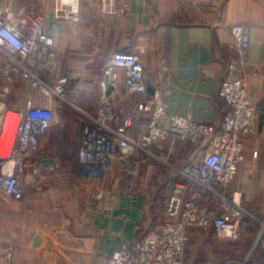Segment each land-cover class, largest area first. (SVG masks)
Returning a JSON list of instances; mask_svg holds the SVG:
<instances>
[{
    "label": "crops",
    "instance_id": "obj_1",
    "mask_svg": "<svg viewBox=\"0 0 264 264\" xmlns=\"http://www.w3.org/2000/svg\"><path fill=\"white\" fill-rule=\"evenodd\" d=\"M120 1L130 12L115 18L102 14L100 0H80L78 22L57 18L60 0H0V7L24 26L42 17L48 26L59 28L54 80L67 78L69 91L82 86L79 101L83 107L89 106L90 112L98 108L99 69L112 53L137 52L149 75L160 79L159 73L167 67L168 85L163 98L170 115L214 125H219L225 115L219 91L230 76L228 63L236 56L231 47V27L246 25L250 47L243 76L254 115L232 190L241 195L249 220L264 221V0ZM10 91L14 102L31 97L22 81L11 85ZM93 95L95 98L90 99ZM141 99L127 95L120 73L118 88L113 91L114 106L131 109ZM147 123L148 118L136 112L133 132L139 134ZM56 126L40 139L39 148L32 143L21 148L28 184L25 198L16 201L0 194V264H105L122 240L142 238L166 217L174 171L156 159L141 163L131 179L125 173L123 177L118 163L113 162L111 174L104 180L87 173L65 175V171L63 178L45 172L41 179L32 180L33 169L45 160V164L60 167L58 159L46 151L48 137ZM43 139L47 144H41ZM189 145L157 142L151 148L168 155L172 162L184 164L197 155ZM77 153L78 149L73 165L65 170L80 167ZM73 176L76 178L68 179ZM256 228L240 237L246 245H220L239 251L235 262L233 256L227 262L229 254L218 251L209 264H264L263 249L255 250L250 257L254 245H248L249 236L257 233ZM189 234L202 239L197 230L190 229Z\"/></svg>",
    "mask_w": 264,
    "mask_h": 264
},
{
    "label": "built area",
    "instance_id": "obj_2",
    "mask_svg": "<svg viewBox=\"0 0 264 264\" xmlns=\"http://www.w3.org/2000/svg\"><path fill=\"white\" fill-rule=\"evenodd\" d=\"M100 7L106 16L120 17L130 12L120 0H100ZM57 18L78 22L80 0L67 3L60 0ZM58 29L55 25L48 26L42 17L24 26L0 7V194L16 201L25 198L28 184L24 180L21 148L30 143L39 148L40 139L57 123L58 104L54 99H58L79 112L76 126L81 131L77 153L80 167L65 175L87 173L91 178L104 180L113 162L118 163L122 173L132 175L149 159H156L174 171L166 219L149 228L140 239L122 240L106 264H186L190 229L234 240L252 229L241 195L232 190L244 160V138L252 132L254 115L243 76L250 47L248 27L240 24L231 28V47L236 56L227 66L230 76L220 86L225 115L219 125L170 115L163 98L168 85L167 67L159 73L160 79L155 74L149 75L137 52L112 53L102 69L97 111L85 110L79 106L82 86L69 91L67 78L54 80ZM120 73L124 75L127 95L142 97L131 109L116 108L113 104ZM16 81H22L33 92L26 101L14 102L11 98L10 86ZM136 112L148 118L139 134L132 130ZM178 141L189 143L197 152L181 167L174 165L168 155L151 148L157 142L174 145ZM45 172L64 176L57 164L40 163L33 169L35 182ZM261 225L254 250L264 249V223Z\"/></svg>",
    "mask_w": 264,
    "mask_h": 264
},
{
    "label": "rangeland",
    "instance_id": "obj_3",
    "mask_svg": "<svg viewBox=\"0 0 264 264\" xmlns=\"http://www.w3.org/2000/svg\"><path fill=\"white\" fill-rule=\"evenodd\" d=\"M115 18H117V17H115ZM237 25H240V24H237ZM102 69H103V67L101 69H99V71L97 73V78L99 77L97 102L99 101V95H100V77H101ZM0 73H1V68H0ZM83 76H86V74L84 73ZM14 84L16 85L17 81ZM19 86L21 87V90H23L24 86L21 84H19ZM28 94L33 95V92L29 90ZM92 98H95L94 95L90 96V99H92ZM37 100L40 103L41 97H38ZM54 100L58 104V122H57L56 130H54V132L50 134V137H48L47 142H49V145H46V148H47L46 151L50 155L52 154V156L54 158L58 159V163L60 165L59 169L62 171H65L67 173V169L65 170V167H69V166L73 165L75 154L77 152V149H79V137H80L79 136L80 133L78 131L79 127L76 126L75 129L73 128V121H74V123L77 121V119H78L77 117L79 116V112L76 111V109L72 106H69L67 104L66 105L62 104L61 101L58 99H54ZM44 105H47V104H44ZM97 105H98V103H97ZM79 106L84 108V109L86 108V107H83V105H81L80 101H79ZM88 107L85 110L90 111L88 109ZM45 136H43V137H45ZM9 143H10V140H9ZM177 143H180V142H177ZM41 144L44 145L47 143L44 142V139H43ZM186 144L189 145V143H186ZM170 161L172 162V160H170ZM172 163L178 167H181L185 164V163L180 164L177 162H172ZM27 173H29V172H27ZM124 173L122 174V176L126 177V175ZM29 175H31V173H29ZM133 176H134L133 174H132V176L128 175V178L131 179ZM63 177L59 176L58 178H63ZM70 178L74 179V178H76V176L69 177L68 179H70ZM33 179H34V177L32 178V180ZM246 219H247V222H253V221H251L252 219L249 220L247 218V216H246ZM256 220L258 222L255 221V223L252 225V229L253 228L255 229L257 227L256 228L257 233L249 236L250 239L248 241L249 242L248 245H254L255 244L256 239L258 237V233H259L260 229L262 228L261 223H264V221L261 219H256ZM194 230H197L199 235H202V239H200V240L196 239L191 234H189V231H188L189 238H188V242L186 244V251H185V263L186 264H209L208 260H210V257L212 256V254H214L215 252H218V251H221L222 253L227 252L229 254L230 257L227 258V262L232 259V256L234 257L232 259V261L235 262V259L238 258L239 251L238 250H232V249L225 250L223 247H220V245H246L247 244V242H245V244H243L242 243L243 240L241 241V238L239 241H236V242L225 241L228 239H221V238L216 237L215 235L213 236L212 232H204L200 229H194ZM233 241H235V240H233ZM252 249L253 250H251V252H250V257H252L254 255L252 253H254V251L256 250V249L254 250V246ZM244 264H247V263H244Z\"/></svg>",
    "mask_w": 264,
    "mask_h": 264
},
{
    "label": "bare ground",
    "instance_id": "obj_4",
    "mask_svg": "<svg viewBox=\"0 0 264 264\" xmlns=\"http://www.w3.org/2000/svg\"><path fill=\"white\" fill-rule=\"evenodd\" d=\"M63 1L67 3V2H69L70 0H69V1H65V0H63ZM13 138H14V133H12V135H11V140H10V143H11V144H12ZM118 166H119V165H118ZM119 169H120V168H119ZM111 171H112V170H111ZM110 174H111V173H109L108 175H110ZM125 174H126V172H125ZM107 177H108V176H107ZM107 177H106V178H107ZM242 205H243V204H242ZM250 219H252L251 221H253V222H249V224H250L249 226L252 227V225H253V224L255 223V221H257V220H256V218H253V217H251ZM257 222H258V221H257ZM192 229H197V228H192ZM226 239H227V238H226Z\"/></svg>",
    "mask_w": 264,
    "mask_h": 264
},
{
    "label": "water",
    "instance_id": "obj_5",
    "mask_svg": "<svg viewBox=\"0 0 264 264\" xmlns=\"http://www.w3.org/2000/svg\"><path fill=\"white\" fill-rule=\"evenodd\" d=\"M45 163L47 162V160L44 161ZM51 163L53 162V160L50 161Z\"/></svg>",
    "mask_w": 264,
    "mask_h": 264
}]
</instances>
